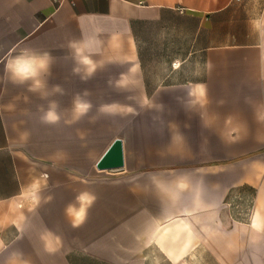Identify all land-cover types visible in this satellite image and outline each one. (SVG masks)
Returning a JSON list of instances; mask_svg holds the SVG:
<instances>
[{
	"label": "crops",
	"instance_id": "crops-1",
	"mask_svg": "<svg viewBox=\"0 0 264 264\" xmlns=\"http://www.w3.org/2000/svg\"><path fill=\"white\" fill-rule=\"evenodd\" d=\"M25 50L51 58L46 96L9 78ZM20 261L264 264V0H0V264Z\"/></svg>",
	"mask_w": 264,
	"mask_h": 264
},
{
	"label": "clouds",
	"instance_id": "clouds-1",
	"mask_svg": "<svg viewBox=\"0 0 264 264\" xmlns=\"http://www.w3.org/2000/svg\"><path fill=\"white\" fill-rule=\"evenodd\" d=\"M78 63L85 66L84 75L81 77L82 80H87L95 72L96 68L92 66V61L83 51L77 49ZM51 58L47 52L37 53L30 50H25L22 54L15 56L7 64L6 71L9 73V78L14 84H25L29 83V90L32 92H41L42 96H46L48 93L43 90L46 88L45 77L49 73ZM79 72L80 69H75ZM117 86H122L121 82H117ZM54 92L62 93L60 86L53 88ZM89 95L87 91L84 92V96ZM121 106L117 103L105 104L99 111L102 113H116ZM92 104L83 99L79 94L76 95L73 101L72 108V122L81 119L85 116L90 109ZM41 119L45 123L54 124L60 120V115L57 112V104L52 102L49 108L44 112ZM76 203H70L66 208V215L70 219L73 226L82 225L87 217V212L92 203L95 200V196L88 192L83 191L75 197ZM18 264H24L23 261Z\"/></svg>",
	"mask_w": 264,
	"mask_h": 264
},
{
	"label": "water",
	"instance_id": "water-1",
	"mask_svg": "<svg viewBox=\"0 0 264 264\" xmlns=\"http://www.w3.org/2000/svg\"><path fill=\"white\" fill-rule=\"evenodd\" d=\"M123 166L122 141L114 139L102 157L98 160V169L118 170Z\"/></svg>",
	"mask_w": 264,
	"mask_h": 264
}]
</instances>
